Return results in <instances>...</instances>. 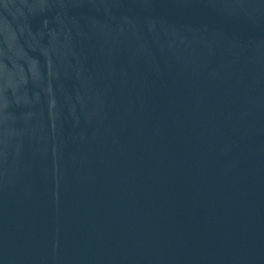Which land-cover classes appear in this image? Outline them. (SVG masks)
Masks as SVG:
<instances>
[{"label":"water","instance_id":"obj_1","mask_svg":"<svg viewBox=\"0 0 264 264\" xmlns=\"http://www.w3.org/2000/svg\"><path fill=\"white\" fill-rule=\"evenodd\" d=\"M0 264H264V0H0Z\"/></svg>","mask_w":264,"mask_h":264}]
</instances>
